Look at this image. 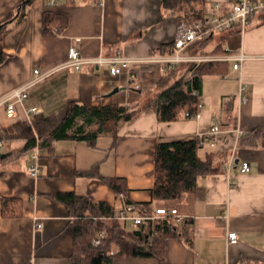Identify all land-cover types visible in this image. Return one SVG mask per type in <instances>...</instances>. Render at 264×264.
I'll use <instances>...</instances> for the list:
<instances>
[{
  "label": "crops",
  "instance_id": "obj_1",
  "mask_svg": "<svg viewBox=\"0 0 264 264\" xmlns=\"http://www.w3.org/2000/svg\"><path fill=\"white\" fill-rule=\"evenodd\" d=\"M20 2L0 0V20ZM203 2L208 20L227 16L233 4V0ZM47 10L66 18L61 31H44L42 16ZM177 22L175 15L163 9L162 0H103L102 4L98 0H63L52 9L45 7L44 0H32L24 16L2 32L6 59L0 64V98L30 83L34 70L47 76L28 88V97L16 103L13 118H7L0 106V128L55 115L70 101L90 107L138 103L158 80L161 66L141 62L113 77L106 65L84 64L79 70L61 67L68 50L77 47L85 59L166 55ZM217 45L220 54L226 47L249 58L238 70L224 62L217 74L204 77L198 119L159 122L156 110L150 107L132 121L121 123L115 138L100 135L95 147L74 140L57 141L51 151L36 147L37 177L27 171L30 155H16L22 140L0 142V155H4L0 163V264H72V216L55 199L56 194L75 193L105 201L116 216L128 201L151 202L156 143L194 139L214 124L223 131L215 146L206 144L197 150L212 172L197 178L194 193L173 202H152L154 209H175L177 222H191L187 238L165 240L163 261L264 264V23L254 15L243 32L236 27L217 32L209 49ZM240 84L247 89L245 104L238 101ZM30 107L40 113L28 114ZM237 128L244 135L237 137ZM242 162L249 164V172L240 171ZM100 177L122 179L126 195L115 193ZM5 198L20 200L17 216L2 213ZM125 224L134 229L130 222ZM229 232L236 234L235 243L227 241ZM116 251L111 246L110 253ZM112 264L158 262L120 257Z\"/></svg>",
  "mask_w": 264,
  "mask_h": 264
},
{
  "label": "trees",
  "instance_id": "obj_2",
  "mask_svg": "<svg viewBox=\"0 0 264 264\" xmlns=\"http://www.w3.org/2000/svg\"><path fill=\"white\" fill-rule=\"evenodd\" d=\"M32 0H21L6 18L0 20V64L6 59L2 49V32L10 23L19 20L26 13ZM163 9L191 26L208 22L203 0H162ZM264 23V12L257 14ZM44 31H61L66 26V18L52 11L42 16ZM212 36L192 43L186 53L192 55H218L220 45L209 49ZM224 62L180 64L162 72L154 86L144 97L132 105L108 104L87 106L75 101L68 102L59 113L22 122L9 128H0V142L22 140L23 146L17 156L31 155L36 147L51 151L61 140L84 141L95 147L100 135L117 136L121 123L132 121L147 108L156 110L159 122H172L180 119L183 113L189 116L198 111L201 104V90L206 75L217 74ZM201 147L199 139L159 141L153 152V187L150 189L151 202H130L140 216L148 217L154 213L152 202L179 200L184 194L194 193L197 178L212 172L210 165L197 156ZM4 159H1L0 163ZM96 173V172H93ZM90 176V174L86 175ZM100 179L115 193L126 195L124 181L117 178ZM55 199L61 201L72 216L73 254L72 264H112L115 258H153L158 264L163 261L164 242L170 237L187 238L191 222L183 219L177 222L172 215L155 220H144L139 228L128 229L125 222L116 218L115 209L105 201H92L75 193H59ZM20 200L5 198L1 211L6 216H17ZM99 231L104 237L99 245L94 240ZM111 246L117 251L110 253Z\"/></svg>",
  "mask_w": 264,
  "mask_h": 264
},
{
  "label": "built area",
  "instance_id": "obj_3",
  "mask_svg": "<svg viewBox=\"0 0 264 264\" xmlns=\"http://www.w3.org/2000/svg\"><path fill=\"white\" fill-rule=\"evenodd\" d=\"M63 0H44L45 7L52 9L57 7ZM99 4H102L103 0H98ZM220 5L217 4L216 7ZM264 12V0H233L232 9L227 16L219 18L213 17L208 20L204 27L200 23H194L189 26L184 21H179L176 27L175 38L171 44L170 52L166 55H157L148 57L146 59H132L123 56H111V57H98L95 59H85L80 56V51L77 47L71 46L68 50V59L61 67H73L79 70L84 64L95 65H107L109 68V75L113 77L121 76L125 71L129 70L134 64L141 62H152L161 66L160 73L173 69L176 65L180 64H192L203 63L210 61L217 62H231L232 69L238 70L241 63L247 60L249 57L242 52L233 54L228 48H224L221 56L215 55H192L186 53V49L194 42L203 40L217 32L225 31L236 27L241 32L249 25L250 18L254 15ZM47 74H41L38 70H34V79L32 83H36L46 77ZM31 83V84H32ZM27 88L16 89L5 95L0 99V106H4L5 115L7 118H13L15 116L16 103L25 101L28 97ZM247 89L244 85H239L238 101L240 104H245L247 101ZM202 105H198V111L195 113V117L199 118V110ZM27 113L36 115L40 113V110L35 107L27 109ZM183 116L187 117L188 114L183 113ZM236 136L244 135V131L237 128L234 130ZM223 133L217 124H214L210 130L205 134H200L197 138L201 146L209 144L211 147L215 146L217 138ZM250 167L247 162H242L240 171L242 173L249 172ZM28 173L32 177H37L40 172L38 165V154L36 152L30 155V164L27 168ZM175 216V209L156 208L151 216L143 217L137 213L136 208L131 204H124L119 211L116 218L121 222H130L133 228H139L144 220H155L163 218L164 216ZM177 218V217H176ZM179 220H181V217ZM41 225L37 224V228ZM104 237V232L99 231L96 239L93 241L94 245H99L101 239ZM226 239L229 243H235L237 236L234 232H229L226 235Z\"/></svg>",
  "mask_w": 264,
  "mask_h": 264
},
{
  "label": "rangeland",
  "instance_id": "obj_4",
  "mask_svg": "<svg viewBox=\"0 0 264 264\" xmlns=\"http://www.w3.org/2000/svg\"><path fill=\"white\" fill-rule=\"evenodd\" d=\"M179 22V21H178ZM177 22V23H178ZM222 54H218V55H215V56H221ZM264 58V57H263ZM95 59V58H94ZM107 66V65H106ZM69 68H73V67H69ZM75 69V68H74ZM46 74V73H45ZM47 76V75H46ZM45 78V77H44ZM42 80V79H41ZM40 80V81H41ZM33 81V80H32ZM32 81L30 82V83H28V84H26V85H24L23 87H20V88H17V89H22V88H27V87H30V86H32L33 84H35V83H32ZM39 82V81H38ZM32 83V84H31ZM37 83V82H36ZM14 90H16V89H14ZM3 97H5V95L3 96ZM3 97H1L0 99H2ZM1 107H4V106H1ZM199 114H200V112H199ZM188 118H193V119H198V118H196L195 117V114L194 115H192V116H187Z\"/></svg>",
  "mask_w": 264,
  "mask_h": 264
},
{
  "label": "water",
  "instance_id": "obj_5",
  "mask_svg": "<svg viewBox=\"0 0 264 264\" xmlns=\"http://www.w3.org/2000/svg\"><path fill=\"white\" fill-rule=\"evenodd\" d=\"M4 157V155H1V158Z\"/></svg>",
  "mask_w": 264,
  "mask_h": 264
}]
</instances>
